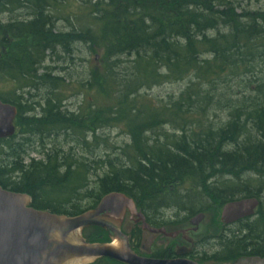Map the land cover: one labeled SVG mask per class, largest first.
<instances>
[{
	"label": "trees",
	"instance_id": "trees-1",
	"mask_svg": "<svg viewBox=\"0 0 264 264\" xmlns=\"http://www.w3.org/2000/svg\"><path fill=\"white\" fill-rule=\"evenodd\" d=\"M64 1L0 0V14L31 10L28 21L0 25V81L14 84L0 101L16 107L18 127L0 139V187L27 194L35 210L66 216L96 207L112 192L143 212L174 207L185 218L215 204L256 198L255 217L238 221L226 258L208 259L264 254L250 244L264 235V11L236 13L231 0H78V19L71 12L63 17L71 30L55 32L54 14ZM77 42L101 52L102 70L85 82L92 101L72 114L55 94L60 78L45 73L43 63ZM182 82L187 84L175 99L156 103L147 93ZM44 87V103H30V93ZM212 109L228 114L223 125L210 121ZM168 125L179 135L167 133ZM115 128L129 144L113 147L112 158L77 159L63 147L24 163L35 141L44 149L46 139L64 137L90 149L92 138L98 149L96 132ZM101 169L93 203L83 206L90 195L87 177ZM185 183L192 188L183 194ZM93 229L100 234L87 242L108 240Z\"/></svg>",
	"mask_w": 264,
	"mask_h": 264
},
{
	"label": "water",
	"instance_id": "water-1",
	"mask_svg": "<svg viewBox=\"0 0 264 264\" xmlns=\"http://www.w3.org/2000/svg\"><path fill=\"white\" fill-rule=\"evenodd\" d=\"M16 115L14 106L0 101V139L13 136ZM258 204L256 198L226 203L219 222L229 225L250 218ZM126 214L143 221L134 201L122 193H108L94 209L66 216L35 210L27 194L0 187V264H91L104 258L119 264H197L185 259H152L134 254L127 237L119 230ZM203 218L202 213L197 214L190 218L189 225L196 230ZM88 228L103 230L110 242H86L82 232ZM234 264H264V258L241 257Z\"/></svg>",
	"mask_w": 264,
	"mask_h": 264
},
{
	"label": "rangeland",
	"instance_id": "rangeland-1",
	"mask_svg": "<svg viewBox=\"0 0 264 264\" xmlns=\"http://www.w3.org/2000/svg\"><path fill=\"white\" fill-rule=\"evenodd\" d=\"M233 1V5L236 8V13H240L242 11H264V0H231ZM64 7L61 8L59 6V12L54 14L52 25L55 28V32H67L70 29L71 22H65L63 17L70 16V12L76 15L78 19L80 13V2L78 0H65L64 3H61ZM31 10L22 8L19 11H6L0 14V25H5L7 23H11L13 21H28L31 19L30 16ZM67 14V15H66ZM53 15V14H52ZM73 15V16H74ZM55 20V21H54ZM74 20V19H73ZM2 49V45L0 43V51ZM67 51V50H66ZM63 51V49L58 48L54 51L53 54L48 56L46 61L43 63V67H46L44 70L45 73L50 74L51 76L59 77V85L60 87L56 90L55 94H59L62 96V109L66 113L76 114L79 108L84 105L88 99V101H92V95L90 94V90L88 89L86 92L85 82L89 79V77L96 76L101 72V52L94 46L80 45L78 43L70 44L68 47V51ZM261 79L264 81V76H261ZM83 84V85H81ZM187 82L177 83V84H165L158 88L153 89L152 91H147L149 97H153V101L157 103L160 100H166L169 96H173L176 98L179 91H181ZM14 90V84L12 81L6 80L0 81V94L6 95ZM48 89L46 87L40 88L35 92L30 93V103H44L45 98L47 97L46 92ZM36 111L35 114L39 115L41 112L37 104L35 105ZM208 115L210 116V121L214 122L216 126L223 125L228 118V114L225 110H217L212 109ZM194 125L193 127H195ZM165 131L169 134L179 135V133L172 130L170 125L165 126ZM18 131V127H16L15 133ZM96 139L98 140V149H94L93 139L91 138L90 149H85L84 147H78L76 142H66L64 137H57L54 140H47L45 142L44 149L39 147L38 142H34L33 146H29L31 148L28 149L26 156H24V163L28 164L29 160L34 159L35 161H39L43 158L41 153H46L52 151L53 148H61L65 147L66 150L71 149L73 151L75 158H90L91 161L96 158L104 157L108 155L112 158L115 154H111L113 152L112 148L117 147L121 148L125 145L129 144V138L124 133L122 129H103L96 132ZM33 149H36L33 151ZM48 151V152H49ZM43 160V159H42ZM95 166V165H94ZM99 166V165H97ZM104 170L94 171L92 170L88 179V191H90V195H84L83 206H90L93 203V196L95 195V190L97 188L96 181L101 176V173ZM182 193L186 189H191L190 184H183ZM180 187V188H181ZM192 194V193H191ZM198 197V196H197ZM201 200L204 203L206 200L202 197L196 199ZM207 203H209L207 201ZM223 206H219L215 204L213 207L208 208L206 212H204V218L199 225V234L203 235L201 241L204 245H211L210 249H208L204 254L205 257L210 256V254L216 251L213 248L214 242L221 241L220 236L222 232L221 224L219 222L221 209ZM179 209H175L174 207H162L157 209L156 211L147 210L148 214H164L166 217H172L177 215L175 218V222L180 218H185V213L182 211H178ZM193 216V215H192ZM190 216V217H192ZM188 217V218H190ZM127 219V215L125 216ZM254 226L256 224L252 223ZM176 225V224H174ZM237 227V228H236ZM235 228L225 229V232L228 237L226 239L229 242V239H233V237L238 235L239 225ZM100 234L99 230L91 229L86 233L87 238L92 237L93 235ZM201 235V236H202ZM264 236V235H263ZM222 239V240H223ZM102 240V237H101ZM222 242V241H221ZM220 242V243H221ZM94 263V262H93ZM92 264V263H91ZM101 264H112L110 262L101 261Z\"/></svg>",
	"mask_w": 264,
	"mask_h": 264
},
{
	"label": "flooded vegetation",
	"instance_id": "flooded-vegetation-1",
	"mask_svg": "<svg viewBox=\"0 0 264 264\" xmlns=\"http://www.w3.org/2000/svg\"><path fill=\"white\" fill-rule=\"evenodd\" d=\"M14 123L15 120L13 122L15 133L16 126ZM135 207L142 215L143 221L136 217H130L129 214H126L127 219L125 218V215L124 219L120 223L119 230L127 237L129 249L137 256L164 260L185 259L197 264H234L239 259L238 258L234 261L221 260L218 262L208 259L213 256L225 257V254L227 253L225 245L228 244V241L223 239L228 237V232L226 233L225 229L235 228L238 225V222L229 225L221 224L222 234L219 240L222 242H214L215 245H213V248H215L216 251L210 254V256L205 257L204 253L210 249L211 245L208 247V245H204L202 243L203 241L201 240L204 238L202 234H199V226L196 230H194V228L189 225V220L193 216L190 218H180L175 222L177 215L166 217L162 213L148 214L146 211L143 212V210L139 209L136 204ZM255 213L251 218L255 217ZM197 214L200 213H196L195 215ZM145 227L151 229L153 232H150ZM91 229L93 228H88L82 232V236L86 242L88 240L86 233ZM109 242L110 239L108 238V240L104 243ZM250 244H252V246H259V248H264V236L262 235V237H260V242H250ZM254 252L257 253L256 251ZM260 255L261 256L259 258H264V254ZM104 259H99L92 264H101V261H106Z\"/></svg>",
	"mask_w": 264,
	"mask_h": 264
},
{
	"label": "bare ground",
	"instance_id": "bare-ground-1",
	"mask_svg": "<svg viewBox=\"0 0 264 264\" xmlns=\"http://www.w3.org/2000/svg\"><path fill=\"white\" fill-rule=\"evenodd\" d=\"M22 6H23V5H22ZM49 17H50V16H49ZM54 21H55V20H54ZM70 30H71V29H70ZM75 31H76V30H75ZM69 32H70V31H69ZM72 34H73V33H72ZM72 34H70V35H72ZM63 35H64V34H63ZM72 41H73V40H72ZM76 41H77V40H76ZM76 41H75V42H76ZM77 43H78V42H77ZM185 203H186V202H185Z\"/></svg>",
	"mask_w": 264,
	"mask_h": 264
}]
</instances>
